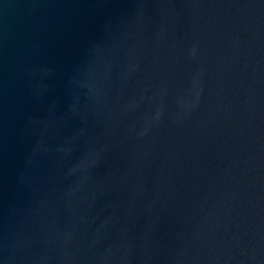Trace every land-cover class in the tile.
<instances>
[{
	"label": "water",
	"instance_id": "water-1",
	"mask_svg": "<svg viewBox=\"0 0 264 264\" xmlns=\"http://www.w3.org/2000/svg\"><path fill=\"white\" fill-rule=\"evenodd\" d=\"M0 264H264V0H0Z\"/></svg>",
	"mask_w": 264,
	"mask_h": 264
}]
</instances>
